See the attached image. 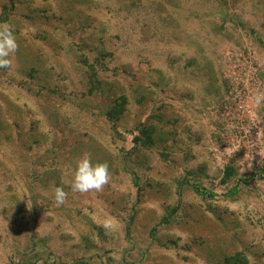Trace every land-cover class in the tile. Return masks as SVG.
<instances>
[{
    "label": "rangeland",
    "instance_id": "obj_1",
    "mask_svg": "<svg viewBox=\"0 0 264 264\" xmlns=\"http://www.w3.org/2000/svg\"><path fill=\"white\" fill-rule=\"evenodd\" d=\"M3 24L0 264H264V0H0ZM84 153L101 192L71 190Z\"/></svg>",
    "mask_w": 264,
    "mask_h": 264
},
{
    "label": "clouds",
    "instance_id": "obj_2",
    "mask_svg": "<svg viewBox=\"0 0 264 264\" xmlns=\"http://www.w3.org/2000/svg\"><path fill=\"white\" fill-rule=\"evenodd\" d=\"M19 44L13 29L8 24L0 25V68L11 69L14 64L15 55ZM254 102L257 106L264 103V91H257L254 95ZM111 181V173L107 162L93 164L91 155L84 153L77 161L71 190L74 193L86 194L90 192H101ZM54 203L57 207L64 205L68 193L63 187L53 188ZM104 228L111 227L105 222Z\"/></svg>",
    "mask_w": 264,
    "mask_h": 264
},
{
    "label": "trees",
    "instance_id": "obj_3",
    "mask_svg": "<svg viewBox=\"0 0 264 264\" xmlns=\"http://www.w3.org/2000/svg\"><path fill=\"white\" fill-rule=\"evenodd\" d=\"M241 182H247V180H241ZM232 193L233 194H231V195H236L237 193H238V191H237V188H234L233 190H232Z\"/></svg>",
    "mask_w": 264,
    "mask_h": 264
},
{
    "label": "built area",
    "instance_id": "obj_4",
    "mask_svg": "<svg viewBox=\"0 0 264 264\" xmlns=\"http://www.w3.org/2000/svg\"><path fill=\"white\" fill-rule=\"evenodd\" d=\"M255 93H256V92H255ZM255 93H254V94H255Z\"/></svg>",
    "mask_w": 264,
    "mask_h": 264
}]
</instances>
